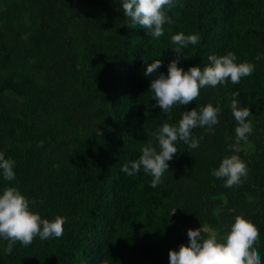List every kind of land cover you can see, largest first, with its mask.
<instances>
[{
	"label": "trees",
	"instance_id": "obj_1",
	"mask_svg": "<svg viewBox=\"0 0 264 264\" xmlns=\"http://www.w3.org/2000/svg\"><path fill=\"white\" fill-rule=\"evenodd\" d=\"M166 11L173 23L154 38L128 27L122 0H0V152L15 161L13 181L0 170V194L14 186L42 219L67 218L62 237L17 242L11 254L0 237V264H169V250L187 246L188 229L219 239L237 215L257 227L264 264V0H176ZM178 33L201 38L179 59L185 71L232 52L235 63L255 65L253 74L206 86L168 114L152 107L150 82L167 75ZM157 59V73L144 76ZM234 92L252 111L239 153L229 147ZM208 104L221 109L219 123L211 133L192 130L203 136L196 149L175 145L160 185L150 187L143 169L121 171L146 143L158 144L152 133L164 123L176 126L184 111ZM231 155L248 176L226 188L212 170Z\"/></svg>",
	"mask_w": 264,
	"mask_h": 264
},
{
	"label": "clouds",
	"instance_id": "obj_2",
	"mask_svg": "<svg viewBox=\"0 0 264 264\" xmlns=\"http://www.w3.org/2000/svg\"><path fill=\"white\" fill-rule=\"evenodd\" d=\"M176 7V0H122V9L125 16L131 19L128 27L139 26L147 29L150 37L160 38L164 35V25L173 23L167 11ZM197 34L185 35L178 33L171 36L174 57L167 65V75L159 73L150 82L153 92L152 99L160 110L168 114L170 109L178 105H188L196 101L200 90L206 86L217 87L230 79L232 84H239L244 77H249L255 70V65L250 62L235 63L237 57L234 53L226 55H209L210 62L203 68L191 66L185 71L178 67L184 50L189 45L200 43ZM256 60L261 56L257 55ZM162 66V60L157 59L147 64L144 76L149 77L157 73ZM233 93L230 105L232 115L238 126L235 128V140L229 145L236 153L241 151V141L247 142L248 136L253 131L251 121L248 119L252 111L248 107H240L237 97ZM221 109L211 104L203 106L199 112L192 109L184 111L178 125L164 123L156 132L152 133L157 145L151 141L141 149L137 160L122 165L121 171L127 176H134L143 169L152 179L150 187L160 185L162 177L169 169L168 162L178 153L175 146L183 142L191 149L199 147V139L192 135V130L207 127L211 133L213 126L219 123L218 116ZM15 161L5 159L0 152V170L6 181L15 179ZM212 175L224 179V187L232 188L241 185L248 176V168L238 155L223 158L219 167L212 170ZM30 203L24 195L14 186L5 187L0 194V237L8 241L5 252L11 254L13 245L17 242L24 247L32 244L37 237L41 241L51 238H60L64 233L66 217L57 216L54 220L42 219L41 216L30 210ZM175 211V210H174ZM173 211V213H174ZM202 228L188 229V244L180 245L178 251L169 250V264H262L258 251L259 231L257 227L240 215L235 217L230 231L218 239L214 230H208L207 238L202 235Z\"/></svg>",
	"mask_w": 264,
	"mask_h": 264
}]
</instances>
